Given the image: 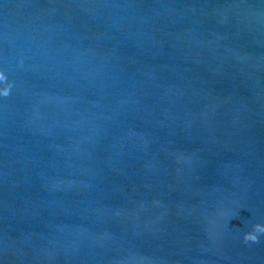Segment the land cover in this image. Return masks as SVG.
<instances>
[{
  "label": "water",
  "instance_id": "95a60500",
  "mask_svg": "<svg viewBox=\"0 0 264 264\" xmlns=\"http://www.w3.org/2000/svg\"><path fill=\"white\" fill-rule=\"evenodd\" d=\"M0 264H264V0H0Z\"/></svg>",
  "mask_w": 264,
  "mask_h": 264
}]
</instances>
